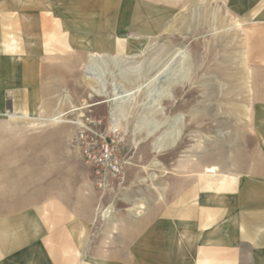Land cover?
Listing matches in <instances>:
<instances>
[{"label": "rangeland", "instance_id": "obj_1", "mask_svg": "<svg viewBox=\"0 0 264 264\" xmlns=\"http://www.w3.org/2000/svg\"><path fill=\"white\" fill-rule=\"evenodd\" d=\"M218 226L264 249V0H0V264H216Z\"/></svg>", "mask_w": 264, "mask_h": 264}, {"label": "built area", "instance_id": "obj_2", "mask_svg": "<svg viewBox=\"0 0 264 264\" xmlns=\"http://www.w3.org/2000/svg\"><path fill=\"white\" fill-rule=\"evenodd\" d=\"M98 136L97 134H95ZM85 163L92 168L97 186H104L108 180L117 178L121 172L120 160L115 156L112 147L99 137L93 143L80 147Z\"/></svg>", "mask_w": 264, "mask_h": 264}, {"label": "crops", "instance_id": "obj_3", "mask_svg": "<svg viewBox=\"0 0 264 264\" xmlns=\"http://www.w3.org/2000/svg\"><path fill=\"white\" fill-rule=\"evenodd\" d=\"M16 47H17L16 41L12 40V43L5 44L4 50L10 51V52H15L16 51ZM209 168H212V166H209ZM214 168H215V171L214 172H210V173L209 172H205V169H204L203 170V173H204L203 175L205 177L210 178L206 182L207 186H209V188H210L211 185H213V187H214V189L216 190V193H217V199L218 198L221 199V196H220L221 194L219 192L223 191V189L225 187L226 177L222 176V175H218V174L209 175V174H213V173L216 172L217 167H214ZM207 173H209V174H207ZM137 208L144 209V206L142 205V206L137 207ZM245 225H246V229H247L246 232H249V233H252L254 231V228H259V223H256L254 221L250 222V223L248 222V224H245ZM187 228H189V227H187ZM222 229H223L222 226H218L216 228V231H215V234H216V237H217V239L215 240V246H216L215 249H214L215 252H219L220 249H222V243H221V241H222L221 237H222V233H223ZM189 238L186 239V243L191 244L192 243V239H189ZM252 239H254V237H252ZM258 239H259L258 242L256 241V242H254V244H251V245L255 246L256 248L257 247H264V233L263 232L260 234ZM204 253L202 255L203 257L199 260V264H207V262H208V257L209 256H208V254L206 252H204ZM215 260H216L215 261L216 264H223L220 252L218 254H215ZM248 263L249 264H264V249H261L260 251H257V252H254V253H251L250 261H248ZM139 264H142V263L139 262ZM172 264H178L176 256H174V255H173V259H172Z\"/></svg>", "mask_w": 264, "mask_h": 264}, {"label": "bare ground", "instance_id": "obj_4", "mask_svg": "<svg viewBox=\"0 0 264 264\" xmlns=\"http://www.w3.org/2000/svg\"><path fill=\"white\" fill-rule=\"evenodd\" d=\"M96 55H93V57H95ZM92 57V56H91ZM87 72V71H86ZM127 96V95H126ZM122 97H124V93H123V95H122V92H121V97H119V98H122ZM215 171V168L214 167H212V168H207L206 169V172H214Z\"/></svg>", "mask_w": 264, "mask_h": 264}]
</instances>
